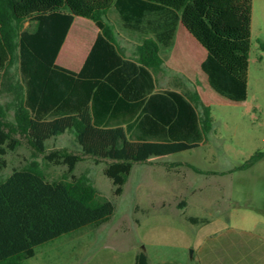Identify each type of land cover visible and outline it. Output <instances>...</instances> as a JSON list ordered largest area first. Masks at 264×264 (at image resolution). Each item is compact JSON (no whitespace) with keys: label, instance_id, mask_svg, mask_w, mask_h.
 <instances>
[{"label":"trees","instance_id":"trees-1","mask_svg":"<svg viewBox=\"0 0 264 264\" xmlns=\"http://www.w3.org/2000/svg\"><path fill=\"white\" fill-rule=\"evenodd\" d=\"M144 33L135 56L116 41L108 11ZM98 28L77 69L57 62L75 17ZM27 23L25 27L24 24ZM252 0H0V170L6 154L25 146L32 157L0 181V264H20L35 247L84 225L98 226L115 210L86 174L83 160L103 164L119 195L135 163L199 146L212 129L208 104L196 94L156 89L178 24L205 49L201 69L210 86L232 101L247 96ZM18 66L19 76L12 70ZM13 111V119L9 118ZM72 130L79 149L46 147ZM45 163L64 165L48 179ZM264 157L256 150L244 163ZM197 221L195 217H190ZM134 264H149L138 252Z\"/></svg>","mask_w":264,"mask_h":264},{"label":"rangeland","instance_id":"rangeland-1","mask_svg":"<svg viewBox=\"0 0 264 264\" xmlns=\"http://www.w3.org/2000/svg\"><path fill=\"white\" fill-rule=\"evenodd\" d=\"M123 53L135 56L145 35L125 28L115 6L108 11ZM27 26V23L24 24ZM98 28L77 16L57 62L77 69ZM161 68L156 89L196 94L213 118L206 141L167 155L135 163L119 195L103 164L83 160L73 173L86 174L102 198L115 204L102 224L84 225L35 247L20 264H134L144 252L149 264H264V157L245 161L264 149V0H252L247 96L229 100L215 91L201 69L205 49L178 24L168 46L160 45ZM18 77V66L12 67ZM9 95L0 94V102ZM13 119V111L9 110ZM46 147L79 149L72 130L46 140ZM0 181L32 157L25 146L6 154ZM42 162L48 179L60 178L64 165ZM190 217L198 220L192 221Z\"/></svg>","mask_w":264,"mask_h":264},{"label":"crops","instance_id":"crops-1","mask_svg":"<svg viewBox=\"0 0 264 264\" xmlns=\"http://www.w3.org/2000/svg\"><path fill=\"white\" fill-rule=\"evenodd\" d=\"M177 27H178V26H177ZM175 32H176V31H175ZM174 35H175V34H174ZM173 38H174V36H173ZM173 38H172V39H173ZM171 41H172V40H171ZM204 55H205V53H204ZM204 55H203V57H204Z\"/></svg>","mask_w":264,"mask_h":264}]
</instances>
